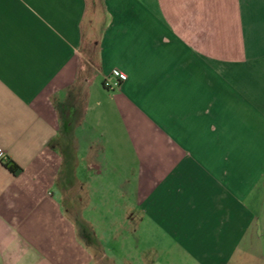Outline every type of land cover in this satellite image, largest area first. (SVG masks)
<instances>
[{"label":"crops","instance_id":"crops-1","mask_svg":"<svg viewBox=\"0 0 264 264\" xmlns=\"http://www.w3.org/2000/svg\"><path fill=\"white\" fill-rule=\"evenodd\" d=\"M0 149V264H264V0H0Z\"/></svg>","mask_w":264,"mask_h":264},{"label":"built area","instance_id":"built-area-1","mask_svg":"<svg viewBox=\"0 0 264 264\" xmlns=\"http://www.w3.org/2000/svg\"><path fill=\"white\" fill-rule=\"evenodd\" d=\"M114 77V81H110L109 77ZM124 78V76L118 71H112L109 76H106L103 81V86L106 89L113 90L118 87L120 81ZM3 158V153L0 149V160Z\"/></svg>","mask_w":264,"mask_h":264},{"label":"trees","instance_id":"trees-1","mask_svg":"<svg viewBox=\"0 0 264 264\" xmlns=\"http://www.w3.org/2000/svg\"><path fill=\"white\" fill-rule=\"evenodd\" d=\"M3 166L13 175H16L20 172V169L11 161H5Z\"/></svg>","mask_w":264,"mask_h":264},{"label":"rangeland","instance_id":"rangeland-1","mask_svg":"<svg viewBox=\"0 0 264 264\" xmlns=\"http://www.w3.org/2000/svg\"><path fill=\"white\" fill-rule=\"evenodd\" d=\"M136 242H133L132 246L135 248L136 247ZM82 260H83V257H82ZM57 264V263H55ZM59 264H71V262L69 260H63V262L59 263ZM83 264V262H82Z\"/></svg>","mask_w":264,"mask_h":264}]
</instances>
